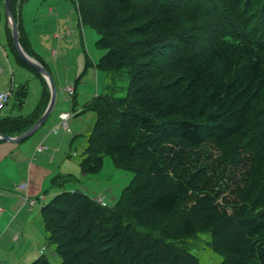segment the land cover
I'll return each instance as SVG.
<instances>
[{
  "label": "trees",
  "instance_id": "obj_1",
  "mask_svg": "<svg viewBox=\"0 0 264 264\" xmlns=\"http://www.w3.org/2000/svg\"><path fill=\"white\" fill-rule=\"evenodd\" d=\"M76 4L105 49L97 66L129 77L124 96L112 89L85 105L97 118L81 166L95 173L108 155L134 177L111 207L79 190L44 203L47 244L60 264H197L183 243L199 233L211 236L220 264H264V0ZM210 28L220 34L206 37ZM33 70L45 82L42 98L27 116H0V132L20 135L44 113L50 89ZM25 94L22 86L17 104ZM208 140L245 167L229 215L208 196L198 210L182 211L203 169L170 145L199 148ZM228 223L238 229L224 230ZM28 264L53 263L42 254Z\"/></svg>",
  "mask_w": 264,
  "mask_h": 264
},
{
  "label": "rangeland",
  "instance_id": "obj_2",
  "mask_svg": "<svg viewBox=\"0 0 264 264\" xmlns=\"http://www.w3.org/2000/svg\"><path fill=\"white\" fill-rule=\"evenodd\" d=\"M86 28L92 33L89 38V55L87 56L88 61L78 75L80 78L77 83L75 101L68 94L62 92V87H59L57 80L56 69L59 70L62 79L69 76L67 68L70 61L68 59L61 60L57 66L49 62L51 73L54 74L57 80V82L55 81V84H57V96L53 113L37 133L29 136L19 144L23 147L26 145L30 151L31 159L35 156V152L42 142L49 146V150L46 151L49 156L55 154V160L48 163L51 170L55 173L46 185L44 191L46 200L44 203L50 201L55 194L64 190H79L94 200L96 197L102 196L106 200L107 205L111 207L120 199L123 190L130 185L134 175L130 170L117 168L113 159L108 155L104 157L103 164L97 172L84 174L81 162L88 144V135L93 129L97 114L94 110L83 111V109L87 100L103 94L105 91L116 89L115 95L124 96L127 92L129 77L125 69L108 73L105 69L97 66L100 57L105 53V49L97 44L99 35L96 30L89 26ZM210 29V35L206 32V37L211 36L212 38L220 34V30L217 29L215 32V29ZM197 33L202 35L203 32L199 30ZM262 55L264 58V50H262ZM71 59L74 60L73 55H71ZM9 60L12 63L11 66L5 62L1 53L0 64L3 66L5 73L4 82L5 80L9 82L6 90L9 89L12 81L15 86L11 102H9L10 104L6 109L9 110L8 113L12 112L14 115L27 116L34 111L42 94V80L31 67L19 61L14 54L10 56ZM74 76L75 73H71L70 78L73 83L78 78V76ZM106 82L109 88H106ZM19 86L25 87L26 94L20 105L21 107L14 108V106L17 107L15 103ZM0 91L2 90L0 89ZM63 112H72L73 114L72 119L69 121L72 131L64 132L61 129L57 134H51L53 127L59 123V115ZM44 134L49 135V137L41 142ZM170 146L180 152V157L189 158L190 163L193 161L196 167L194 169H203L197 171V177L200 180L196 183L197 188L192 190L190 199L182 204V211L198 210L196 205L198 201L208 196L207 201L209 204L216 205L221 211H226L228 215L231 214L234 211V203L238 201L236 195L238 186L242 185L244 179L245 167L243 163L240 162L237 165L229 163L222 144L212 140L206 141L199 148L185 146L181 143H173ZM74 152L77 153L76 156L71 155V157H68V153L72 154ZM186 153H189L190 157H185ZM42 204L43 201L39 202L35 209L41 211ZM40 214L41 221H43L42 213ZM234 228L238 229V227L229 223L224 226V230L233 229L235 231ZM210 241L211 236L208 233H199L191 242L183 244L188 251L187 255H192L193 260L197 264H220L224 256L213 250ZM45 254L53 264H60L59 257L51 247H48Z\"/></svg>",
  "mask_w": 264,
  "mask_h": 264
},
{
  "label": "crops",
  "instance_id": "obj_3",
  "mask_svg": "<svg viewBox=\"0 0 264 264\" xmlns=\"http://www.w3.org/2000/svg\"><path fill=\"white\" fill-rule=\"evenodd\" d=\"M10 1L18 25L19 42L23 50L27 54L28 52L31 53V55H28L38 60L44 67L46 66L50 73L49 62L57 66L61 60L68 59L70 61L67 68L69 76L62 79L59 70L56 69L57 80L59 87H62V92L68 94L66 87L72 86L75 89L74 95L76 97L77 83L80 78L78 75L88 61L89 38L90 34L92 35L86 28L87 25L81 22L76 0ZM10 37H12L10 18L5 9V0H0V56L2 53L5 62L11 66L12 63H10L9 58L12 54L19 61L21 60L18 58L13 37L12 41ZM71 55L74 56V60L71 59ZM71 73H75L74 77L78 76L74 83L70 78ZM4 74V70H2L0 72L1 90H6L9 85L8 80L4 82ZM51 75L54 81L57 82L54 74L51 73ZM41 80L43 87L38 102L42 98L45 87L44 80L42 78ZM14 87L12 81L9 89L13 88L14 92ZM21 87L19 86L18 90ZM90 100H87L85 105ZM15 104L17 107L14 106V108L21 107L19 104ZM8 111L7 109L3 111L1 116H20L14 115L12 112L8 113ZM58 120H60L59 117ZM57 133L51 130V134ZM43 136L41 142L49 137L47 134ZM20 142L0 139V264L32 262L40 255L45 254L48 249L44 223L40 217L41 211L35 209V206L42 201V206L44 205L46 185L55 173L48 163L55 160L56 157L55 154L49 156L46 153L49 146L42 142L43 150L37 149L35 156L31 159L30 151L26 145L25 147L21 146ZM67 155L71 157V155L76 156L77 153H68ZM22 182L27 183L25 189L18 188V184ZM31 200H35V203L31 204L29 202ZM15 235H17L16 240L14 239ZM43 247H46V249L42 250Z\"/></svg>",
  "mask_w": 264,
  "mask_h": 264
},
{
  "label": "water",
  "instance_id": "obj_4",
  "mask_svg": "<svg viewBox=\"0 0 264 264\" xmlns=\"http://www.w3.org/2000/svg\"><path fill=\"white\" fill-rule=\"evenodd\" d=\"M5 9L10 18V22L12 26L13 42L15 44V47L18 53L29 66L35 69L38 73H40L46 79L47 84L50 89V100H49V103L44 113L30 128H28L27 130H25L24 132H22L20 135H17V136H11V135L0 132V139L10 141V142H20L26 139L27 137L31 136L33 133H35L39 128H41L46 123L47 119L49 118L50 114L52 113L54 109V105L56 102V96H57V88H56V84H55V81L51 73L38 60L28 55L21 47L20 42H19L18 25L13 15V12H12L10 0H5Z\"/></svg>",
  "mask_w": 264,
  "mask_h": 264
},
{
  "label": "built area",
  "instance_id": "obj_5",
  "mask_svg": "<svg viewBox=\"0 0 264 264\" xmlns=\"http://www.w3.org/2000/svg\"><path fill=\"white\" fill-rule=\"evenodd\" d=\"M2 66L0 65V72H2ZM66 91L67 93L73 97L75 94V89L72 86H67L66 87ZM12 94H13V88L8 89V90H2L0 91V116L2 115L3 111L7 108L9 102L11 101L12 98ZM73 116L72 112H63L59 115V123L53 127L52 132L57 133L60 129L64 130L65 132H70L71 131V127L69 124V120L70 118ZM44 146L41 144L38 147V150H43ZM27 183L22 182L18 184V188H22L25 189L26 188ZM96 202H98L99 204H101L102 206L106 205L105 200L102 197H96L95 198ZM31 204L35 203V200H31L29 201ZM1 209V208H0ZM14 239H17V235L14 236ZM46 247H43L42 250H45ZM4 264V263H1Z\"/></svg>",
  "mask_w": 264,
  "mask_h": 264
}]
</instances>
